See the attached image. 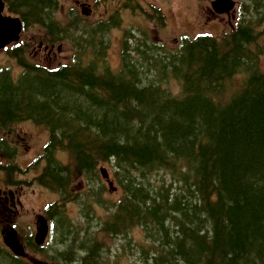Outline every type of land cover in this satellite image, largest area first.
I'll return each mask as SVG.
<instances>
[{"label":"trees","instance_id":"1","mask_svg":"<svg viewBox=\"0 0 264 264\" xmlns=\"http://www.w3.org/2000/svg\"><path fill=\"white\" fill-rule=\"evenodd\" d=\"M249 1L264 5V0ZM21 3L31 14L35 10L36 21L28 22L47 24L37 12L47 19L55 0ZM256 39L244 21L220 40L201 35L184 41L173 56L179 57L166 63L181 85L176 95L167 83L143 85L144 73L132 53L116 72L95 55L85 66L30 68L24 79L28 88L13 86L3 74L0 121L21 114L51 118L53 124L64 121L66 133L55 149L69 152L90 184L99 164L112 165L123 201L112 207L108 230H130L136 224L126 228L123 218L130 220L131 212L143 208L163 239L152 242L151 237L146 262L264 264V70L261 51L252 50ZM240 75L236 90L231 84ZM161 168L173 172L170 189L175 184L177 193L156 203L142 171ZM68 230L67 225L66 235ZM1 263L19 264L0 250Z\"/></svg>","mask_w":264,"mask_h":264},{"label":"rangeland","instance_id":"2","mask_svg":"<svg viewBox=\"0 0 264 264\" xmlns=\"http://www.w3.org/2000/svg\"><path fill=\"white\" fill-rule=\"evenodd\" d=\"M10 1L13 3L15 1L21 2V0ZM76 1L55 0L47 12V19L37 12V18L47 22V24H28V28L22 34V40L28 45V66L30 68L35 67L32 63L45 68H56L62 65L74 66L76 64L85 66L91 59L89 52L92 56L95 55V58L96 56H103L107 62L109 61L107 65H110L111 69L118 70L121 67L120 54L126 41L128 49H131L132 59L139 62L144 72L142 84L167 83L164 84L165 88L176 95L179 93L181 85L173 79L171 70L170 68L167 69L166 63L172 64L173 59L179 57L178 55L173 59L169 58L171 54L179 51L181 37L188 34L191 39H195L197 35L208 33L220 38L224 33L230 31L232 24L242 23L245 19H249V25L257 35L255 42L257 46L252 50L261 51L259 62L264 70V5L257 6L248 0H236L237 7L230 17L227 15L217 17L212 12L211 7V2L214 0H132L133 11L130 14L121 16L118 21H108L116 18L119 6L117 1L96 0L98 1L96 13L88 19H85L86 16L83 17V7L78 6ZM82 2H85V6H87L86 0H82ZM105 8H108V19L102 20L101 14ZM158 9H161V12ZM159 13L163 16L162 20L158 19ZM256 13L262 15L261 19L257 18ZM163 22L166 24L163 25ZM48 24H53V26L50 27ZM169 59L172 61L170 62ZM102 62L99 60V63ZM20 71L21 69H13L14 77L18 76ZM37 76L39 75H32L31 78ZM242 80L243 76H236L231 87L236 86L237 90L242 84ZM229 95V93L226 94L225 100ZM27 117L30 118V116ZM64 123L62 121L59 128L61 133L54 131L53 138L60 139V136L66 133V129L63 127ZM38 127L34 128L30 125L22 127L30 136L29 140H33L34 144L36 143L33 146L35 152L41 150L43 141H45L44 130L50 133L46 127L39 126V124ZM60 159L68 167L70 174H73L70 170H74L76 164L74 160L72 162L69 153L64 151L60 154ZM101 166L99 164V171L102 169ZM105 168L113 178L115 172L113 166H105ZM37 174L36 170L30 172L29 179L32 180V183L27 185L28 193L23 199V212L14 219L22 242L29 247L31 264L33 260L34 262L49 263L57 260L53 255L67 252L75 253L84 249L91 252V258L87 259V264H151L149 260L146 262L147 250L145 246L150 245L151 237L152 242L159 239L163 241V239L156 221L149 214H145L143 208L134 213L131 212L130 220H127L126 217L123 218L126 228L136 224L126 236H111L103 230L105 223L112 216L113 210L117 209L123 201L122 190L118 184L114 185L115 191L107 190L105 194H99L101 200L97 202L94 197H86L87 194H85L90 187L92 196H96L95 189H98V185L93 183L92 179L91 184L88 181L89 178H85L83 182L76 185L73 176V182L67 189L66 175L62 174L59 183H53L48 190L38 187L35 180ZM142 175L143 183L153 192L156 203H161L169 192L177 193L175 184L173 189H170V185L175 181L173 172L170 170L166 168L143 170ZM66 189L71 195H68L67 198L64 197L62 204L57 209L71 200V196H77V199L67 203L64 220L57 219L61 221L60 229H57V221H55L51 227V234L45 249L38 252L32 235L37 218L34 213H41L46 203L58 202L60 193ZM147 191L149 192L148 189ZM129 197L127 195L126 200ZM58 204L53 205V207ZM53 207H50L49 212ZM113 214L116 216L115 213ZM65 215L68 217V222L77 230L76 235H74L73 230H68L70 235L68 239L65 235L67 232ZM178 218L181 220V217ZM175 223L176 221H173L172 226ZM3 225L4 223L0 221V229ZM108 232L111 231L108 230ZM61 234L65 240H68L67 242L64 241ZM88 237L95 240L94 245L97 242L100 244L101 253L93 251L91 244L87 243ZM64 260L67 262L66 258ZM3 262L6 261L3 260ZM68 263L84 264L76 258L72 263L69 261Z\"/></svg>","mask_w":264,"mask_h":264},{"label":"flooded vegetation","instance_id":"3","mask_svg":"<svg viewBox=\"0 0 264 264\" xmlns=\"http://www.w3.org/2000/svg\"><path fill=\"white\" fill-rule=\"evenodd\" d=\"M115 1L119 3L116 18L108 21H118L121 16L128 15L133 11L132 0H112L111 2ZM3 2L4 7L0 12L2 16L19 18L23 27L28 21L35 20V12L31 14L29 6L18 1L13 3L10 0H3ZM86 2H88L87 6H85L86 3L82 2V0H77L76 4L83 7V17L86 16L87 18L85 19H88L96 13L98 1L86 0ZM101 19H108V8L104 9L101 14ZM27 28L26 26L25 29ZM22 34L19 41L11 42L0 49V58L2 59L0 62V73L5 74L10 79L13 86L21 87L22 85H26V88H28L27 82L22 81V83H19V81H21L20 78L22 79V76L28 74V69L30 68V66H28V45L22 40ZM15 68L21 69L19 75L16 77H14L12 73ZM31 68L35 69V67ZM37 68L39 71L46 70V68L42 66H38ZM2 117L6 118L3 115ZM52 121L51 118L39 121L35 117L28 118L23 114L17 115L16 119L11 122L0 121V221L7 225H12L14 219L18 218L21 212H23V199L28 193L27 185L32 183V180L29 179L32 170H36L38 173L35 177L38 187L46 189L51 188L53 183H59L62 174L66 175L67 189H69L73 182V176L75 177L74 184L76 185L80 184L85 179L82 171L70 170L73 173L70 174L68 167L61 161L60 154L64 151L55 149L60 139L53 138L55 135L54 131L60 132L59 128L61 125L58 123L53 124ZM38 124L39 126L46 127L50 133L44 130L43 135L45 136V141H43L41 150L35 152L33 146L36 143L34 144L33 140H29L30 136H28L27 132H25L22 127L30 125L34 128H39ZM52 158L54 161L51 160ZM79 178H81V181H79ZM67 189L63 190V192L60 193L61 195L58 193L60 195L58 202L46 203L41 213H34V215L46 217L50 225L52 223V218H56L60 214L64 215L67 203L74 202L77 199V196H71V200L57 209V207L62 204L64 197L67 198L68 195H71L67 192ZM55 204L58 205L53 207ZM51 206L53 208L49 212ZM65 219L68 221L66 215ZM36 249L38 252H42L41 248ZM29 254L28 249L26 258H16L19 264H31ZM73 254L74 259L76 258L80 263L84 264H87V259L91 258V252L85 249L78 250ZM55 262L60 264L59 261ZM35 263L37 262L33 260L32 264ZM43 264L48 263L43 262Z\"/></svg>","mask_w":264,"mask_h":264},{"label":"bare ground","instance_id":"4","mask_svg":"<svg viewBox=\"0 0 264 264\" xmlns=\"http://www.w3.org/2000/svg\"><path fill=\"white\" fill-rule=\"evenodd\" d=\"M247 1V0H246ZM249 1V0H248ZM250 3H251V1H249ZM263 11V10H262ZM256 15L258 16V14L256 13ZM261 17H262V15L260 14V16H258L257 18L258 19H261ZM249 20V19H248ZM250 21V20H249ZM14 31V29L12 30V32ZM129 53H130V55H131V49H128V45H127V42L125 41L124 42V47H123V50H122V52H121V57H120V59H121V67L118 69V70H120L121 68H122V66H123V64H124V57H130L129 56ZM88 54L91 56V59L88 61V62H92L93 61V59H92V55L88 52ZM101 57V56H100ZM101 61H103V60H101ZM102 63H104V61L102 62ZM107 64H109V61L107 62ZM110 66V65H109ZM162 67V66H161ZM118 70H114V69H112V71H114V72H116V71H118ZM144 73V72H143ZM69 153V152H68ZM69 155L71 156V158L73 159V156L69 153ZM72 162H73V160H72ZM75 163V162H74ZM76 167V166H75ZM102 167V169H100V171L98 170V168H99V166H98V168H97V173H96V176L95 177H97L96 178V180H95V182L94 183H96L97 185H98V189L96 190L95 189V191H96V196H92V192H91V188L90 187H88L89 188V191L87 192V193H85V194H87V196L86 197H94L96 200H97V202H100V197L98 196L99 194H105L106 192H107V190H109V191H115L114 189H115V187H114V185H115V182H114V176H113V178L109 175V173L107 172V170H106V168L105 167H103V166H101ZM74 170H77V168H75ZM103 181V182H102ZM111 183H112V185H113V187H112V185H111ZM102 184H104V185H102ZM108 188H107V187ZM93 191V190H92ZM60 219V220H64V215L63 214H60V215H58L56 218H52L51 219V225H49L48 226V229H47V234H46V237H45V239H44V243L43 244H41V245H44L43 247H41V249L42 250H44L45 249V245H46V243H47V241H48V239H49V235L51 234V227L53 226V223L55 222V221H57V225H56V227H57V229H60V227H61V221L60 220H57V219ZM111 219H109L106 223H105V227L103 228V230L105 231V232H107V230L109 229V223H111V221H110ZM68 226H69V230L71 229V230H73V232H74V235H76L77 234V230L75 229L76 227L74 226H72L68 221H66L65 222ZM134 227H132V228H130V230L131 229H133ZM130 230H128V231H126V232H124V233H121V234H110V233H108V234H110L111 236H113V235H118V236H126L127 235V233L128 232H130ZM66 235V234H65ZM67 236V238L66 239H68L69 237H70V235H69V233L66 235ZM61 237L63 238V235L61 234ZM64 239V238H63ZM64 241H68V240H65L64 239ZM88 242L87 243H89V244H91V248L93 249V251L94 252H100L101 253V249H100V244L97 242L95 245L93 244L94 243V239H92V238H89L88 237V240H87ZM105 251V250H104ZM150 251L148 250L147 252H146V260H147V257H149L151 254H148ZM70 253V254H69ZM53 256H55L56 257V259L57 260H55V261H59L60 262V264H70V263H68V261L69 262H71L72 263V261L74 260V254L72 253V252H67V253H58V255H53ZM60 256V257H59ZM66 258V260H67V262L64 260ZM55 261H52V262H49L48 264H57ZM101 264H103V263H101ZM137 264H139V263H137ZM143 264V263H142Z\"/></svg>","mask_w":264,"mask_h":264},{"label":"water","instance_id":"5","mask_svg":"<svg viewBox=\"0 0 264 264\" xmlns=\"http://www.w3.org/2000/svg\"><path fill=\"white\" fill-rule=\"evenodd\" d=\"M235 1L233 0H215L212 2V9L217 14H224L231 12L235 7ZM2 8L0 7V12ZM14 31L12 32V30ZM20 31V22L18 20H12L10 18H2L0 15V49L4 45L13 39H18ZM48 225L44 218L39 217L37 220V233L35 236V242L38 245L44 243V239L47 234ZM3 240L6 246H8L12 252L17 256H23L25 254L24 248L18 243L16 230L12 227H8L2 232ZM37 264H43L38 262Z\"/></svg>","mask_w":264,"mask_h":264}]
</instances>
